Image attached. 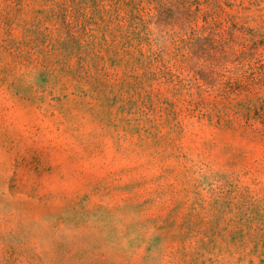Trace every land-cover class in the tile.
Wrapping results in <instances>:
<instances>
[{
    "label": "rangeland",
    "instance_id": "obj_1",
    "mask_svg": "<svg viewBox=\"0 0 264 264\" xmlns=\"http://www.w3.org/2000/svg\"><path fill=\"white\" fill-rule=\"evenodd\" d=\"M0 264H264V0H0Z\"/></svg>",
    "mask_w": 264,
    "mask_h": 264
}]
</instances>
